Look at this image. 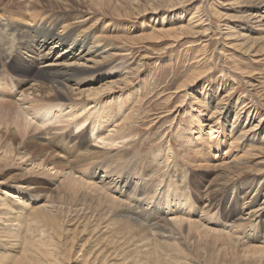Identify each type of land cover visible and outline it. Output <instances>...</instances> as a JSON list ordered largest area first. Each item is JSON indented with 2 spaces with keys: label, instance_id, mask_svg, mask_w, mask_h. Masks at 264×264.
Returning a JSON list of instances; mask_svg holds the SVG:
<instances>
[{
  "label": "bare ground",
  "instance_id": "1",
  "mask_svg": "<svg viewBox=\"0 0 264 264\" xmlns=\"http://www.w3.org/2000/svg\"><path fill=\"white\" fill-rule=\"evenodd\" d=\"M77 1L84 2V0ZM94 1L98 6L102 4L104 0ZM37 2L38 3L29 5L17 3V5L14 6H8L4 2L0 3V26L4 28L10 25L16 26L17 24L24 23L25 27H22L23 29L20 31V36H18L16 40L19 42V47L22 46L23 48H27L28 46L26 47V45H24L25 42L29 44L32 41H36L40 48L38 53L35 51L30 52L37 55L36 57L28 54V57L31 59L23 62V59L18 56V52H11L9 46H7L10 45L9 42H3V40H7L5 38L6 36L9 37V35L6 34L5 38L2 37V28L0 27V185H3V191L0 192V242L2 239L5 241L11 239V237L15 239L19 237V240L17 239L18 245L19 242L20 244L22 242L23 245H20V247L24 246V248L22 247L23 250L21 253L18 255L16 254V256H13L15 254L13 251H10V249L5 253L0 248V264H70L71 260H76L77 264H155V261L160 262L158 259H161L163 256H166V258L161 264H171L170 259L173 255L168 248L174 247L173 250L176 248L179 243V230L183 228L185 223L186 225L188 223L189 227L192 225V229L194 225H197L199 227V229L197 228L198 230L196 229L198 235L204 234L207 239L210 238L212 240L211 243L214 245V250L217 252L218 256L223 255L222 257H224L221 264H233L230 262L231 260L228 261L227 259H234V257L235 260H245L246 262L244 264H264V115L260 117L256 125H253L252 123L249 124L248 120L258 115L255 108H249L244 116L237 112L232 121V127L237 128L235 134L238 135L233 141L230 140L231 142L228 141L226 132L224 131V125L219 121L215 122L214 126L208 123L211 126V133H209L210 135L208 137H206V135V138L203 137V135L198 136L199 139H202L204 144H199V148L196 152H198L201 157L205 158H218L217 154H215V156L211 154L213 153L212 151L216 150L218 152L221 150L222 146H227L228 144L229 147H232L235 141L244 143L245 140L253 138V141H259V143L262 144L259 147H254L250 151L247 149L246 153L240 156L236 154L230 162H219L220 164L216 166L222 169L220 174L222 183L219 184V186H221L218 187L223 191L222 197L220 200L217 199L218 202L216 201L214 203L213 201L201 207L200 217L211 220V218H209L211 211L214 209L219 211L221 209L224 216L221 221L225 223L222 230L208 228L202 226L198 222L194 223L190 220V222H186V220H184L186 217L184 216L185 218H182V216L189 215L192 202L188 194L183 196L179 195L180 188L176 185L178 175H176L173 168H171V163L174 159L172 158L174 153H170L171 147H168V152L165 153L168 160L172 159L170 163L168 161L163 167L168 169L167 173L164 171L160 174L161 169H163L161 167L160 156L156 158L157 165L148 166L147 168L143 165L140 168L141 170L137 166L139 163L138 160H141L138 158L136 161V171L138 175L129 177L128 173H126L129 169L120 167V170L115 169L117 170L115 171L105 166L104 163L97 162L101 160L99 156H111L113 151L115 152V149H117L116 151L120 152V154L125 153V155L132 149V143L127 139L130 134L124 133L127 122L131 119V117L126 114L131 106L129 105L125 110L128 101L124 102L122 100L121 103L118 104L119 111L107 113L106 107L103 108L97 104L91 105V107L89 103L82 104L80 99L85 98L89 100L90 97L93 96L95 100H98L96 97H100L103 92L115 89L114 87H116V85L118 87L119 84L130 82L131 76L130 72H128V78L124 77L122 80L120 79V81L116 80L106 84L103 83L105 85L102 84V86L96 88H89L87 86L89 89H79V83L77 81L79 77L81 81H84L87 79L86 77H88V75L91 77L92 74H95L97 70H99L101 60L110 56L108 52L112 49L104 38L95 35L94 22L87 29L79 28V26L82 25L81 23L94 17L92 13L94 11L78 13V16L75 17H70L62 12L55 14L53 9H50L49 13H46V11L36 13L32 10L37 8V5L41 4V0H37ZM177 2L178 0L176 3ZM247 2L263 10L262 13L258 14L262 21L264 19V0H247ZM48 3L51 7L60 5L58 1L54 2L53 0H48ZM61 5L64 8L72 7L70 5V0H65ZM170 5L173 6L172 3ZM147 8L149 9V7ZM194 14H197V12ZM198 16L194 15L193 18L191 17L192 19L190 18V20H188L190 23H188V25H178L177 27H169L168 29L167 27L166 29L161 27V29H158L160 30L158 36L160 37L165 33L168 37H173V40H176L180 38L183 33H186L185 31L192 28V26H190L191 24H200L199 22L203 18L199 19L197 18ZM67 18L72 20V22H69ZM192 31L189 32L191 33ZM31 33H33L32 40L26 39L27 37H31ZM148 34L149 33H147V35ZM13 36L11 37L13 38ZM158 36L154 34L148 36V38H158ZM144 38H147V36ZM130 39L128 38V40ZM238 44L241 46L246 45H242L241 43ZM77 47H79L78 51L75 49ZM251 47L252 45L248 48L252 49ZM37 62L46 64L36 69L35 63ZM199 73L191 75L189 79L179 87L178 91L192 86L193 83H196L198 79L206 74ZM132 74L133 73H131V75ZM74 82L75 84H73ZM230 91L231 90H229V92ZM187 96L188 93H185L183 99L185 100ZM204 96H206V94ZM224 98H221L215 107L213 106L215 112H218L220 116L218 120L221 118L225 120L229 119L227 107L223 110H221L222 108L220 107V104L225 106L228 104ZM12 99L14 101H12ZM182 101L183 100H181V102ZM245 106L246 105H242L241 108ZM88 107L91 108L88 109ZM198 114H202V111L199 110L195 118H198ZM121 115H123V118L120 120ZM243 117H246V123H243L245 119H243ZM50 122L57 124L68 123V125L74 126L75 129H81L79 133L70 130L64 135L65 138L75 142L78 155L83 157L84 161H92L87 165L89 171L85 173L86 176L84 174L78 175L74 170L73 164L69 165L67 163H64L65 168L62 169L65 176H62L61 170L49 160L51 158L50 155L47 154V151H45L46 145L27 141L26 137L32 132H34L32 137L35 139L37 138L43 142L51 140L55 135V131H53V133L52 130L47 127ZM202 122V117L197 120V129L199 131H202L201 124H206ZM104 124L103 130L99 125L102 126ZM217 132H219V134H216ZM57 136H59V134H57ZM225 154L224 156H226ZM117 158H120V156ZM108 159L109 157L107 160ZM124 161L122 162L124 163ZM134 161L133 159L131 163ZM85 164L86 163H84V166ZM9 165L19 166L21 170L15 173L13 172L14 174L12 171L2 173L1 171ZM102 168L104 169L103 174H105L98 176ZM142 170L144 172H142ZM79 171H81V169H79ZM40 173L53 178L51 181L57 179L56 183L58 185L68 183V188L64 195H62L63 193H61V191H58V198L61 204L55 201V196L50 194L49 190L43 186L40 187L39 185L37 189L38 194L32 192L36 181L32 180L31 176ZM248 173H251V175L241 187L239 185V180ZM149 174H154L159 178L167 174L166 181L164 182L162 180L158 187L160 188L161 185L163 186L161 189L158 188V192L157 190L155 192L154 201H151L150 199L152 198L148 196L154 192L151 190V183L146 178ZM28 176H30V179H26V182L23 183L21 179ZM185 176L188 178L187 174ZM15 179H18L20 184L17 187L13 185L9 186L7 182ZM209 187H211V185ZM81 192L84 198H88L89 196L92 200L96 198L101 202L104 200L105 202L109 201L110 203L107 204V210L105 209L106 211L103 212L101 210L102 212H99L94 209L92 201L89 202L88 200L90 198L85 199V201L82 198L83 201L81 199L79 202L77 195H82ZM229 193L232 195L229 202L231 205L228 207L226 204L229 199ZM157 194L160 195L157 196ZM236 194L242 199L241 205L238 204L240 198L236 200ZM241 194L243 195L241 196ZM216 196L218 197V195ZM260 196H263L261 202ZM66 197L70 199V202L66 200ZM147 197L149 198L146 199ZM213 198H215V196ZM86 200H88V202ZM97 206L99 207V205ZM102 206L103 204L100 207ZM9 208H12V212ZM187 210L190 211L187 212ZM13 212L16 214L14 220H20L10 225V228L2 230L1 227L5 226L3 225L5 221L13 223V217H11ZM177 213H180L181 216L168 218V216ZM188 218L189 217H187V219ZM131 221L140 227H144L148 231L150 237L146 238L143 235L142 230L145 231V229L140 230L132 227ZM235 221H243L244 225L241 228L231 226V223L233 224ZM229 223L230 226H228ZM33 224L36 228H34ZM5 230L8 231L6 232ZM9 231L11 233L14 231V234L9 233ZM181 231L183 233L184 230L182 229ZM190 232H192V230ZM108 233H110L111 237L119 244H117L116 241L109 240V235L107 236ZM137 233L140 236L135 239ZM189 236H191V234ZM260 241L263 242L262 245H258ZM102 242L111 246L109 248H111L112 251L108 252ZM162 242L164 244H162ZM246 243H249V246L242 247ZM113 244L119 245L120 252L119 250L114 251L112 249L114 248V246H112ZM185 244L188 245L189 243L185 241ZM131 245H137L136 247L140 248L137 252L138 258L133 261L130 258L127 259V257H130L128 255L129 246ZM162 245L166 246L163 248ZM166 247L168 248L165 249ZM179 250L182 251L180 247ZM189 250L190 249H188V251ZM208 250L209 249H207V251ZM205 253L206 252H204V255ZM218 256L216 262L220 264L219 260H221V258L218 260ZM227 256L229 257L227 258ZM109 257L115 259L117 262L108 261ZM212 258L214 257L212 256ZM7 259H9L10 262H6ZM213 260L215 261V259ZM192 264L196 263L193 261Z\"/></svg>",
  "mask_w": 264,
  "mask_h": 264
},
{
  "label": "rangeland",
  "instance_id": "2",
  "mask_svg": "<svg viewBox=\"0 0 264 264\" xmlns=\"http://www.w3.org/2000/svg\"><path fill=\"white\" fill-rule=\"evenodd\" d=\"M53 1H58L60 5H58L57 7H51L48 5V0H41V4L37 5V8H34L32 11L36 13L46 11V13H49V10L53 9L55 14H57L58 12H62L63 14L69 15L70 17L78 16V13L94 11L92 12L94 14V17L81 23L82 25L80 24L81 26H79V28L87 29L94 22L95 24L93 25H95V35L104 38L107 41L108 45H110L109 47L112 48H110L111 50H109L108 52L110 56H107L105 57V59L101 60L99 70H97L95 74H92L91 77H89L90 75H88V77H86L87 79L84 81H81V78L79 77V79L77 80L79 83V89L96 88L102 86L103 83L106 84L116 80L120 81V79L122 80L124 77L128 78L127 73L130 72L131 78H129L131 79V83L125 82L119 84L118 87L116 85V87H114L115 89L103 92L100 97L97 96L96 98H98V100H95L93 96L90 97L89 100H86L85 98H81L82 100L80 99V102L82 104L89 103V106L97 104L98 106H101L103 108L106 107L107 113L119 111L118 104H120L122 100L124 102L128 101V105L126 106L125 110L129 107V105L131 106L126 113L131 117V119L127 122L124 133L130 134L127 139L132 143V149L129 151V153H126V155L125 153L120 154V152L116 151L117 149H115V152L113 151L112 153L111 151L112 155L108 156V160L107 156L101 155L99 156V159L101 160L97 162L104 163L105 166H108L114 170H120V167L129 169L126 171V173H128V177L135 176L138 175L136 171V161L138 160V158L141 159L138 160L139 163L137 165L140 169L143 165L146 168L148 166L157 165L156 158L160 156L161 167L163 168L168 163V161L170 163L172 160H168L165 156V153L168 152V147H171L170 153H174L172 157L174 158V161L172 160L173 165L171 163V168H173L174 173L178 175L176 185H178L180 188L179 195L183 196L188 194L192 202L191 211L187 210V212L190 211L189 215H183L182 218L186 217L184 219L186 220V222L190 220L191 222H198L202 226L208 228L222 230L225 223L221 221V219L223 220L224 218L223 211L221 209L219 211L217 209L211 211L209 217L211 218V220H206L200 217L201 207L213 201L214 203L216 201L218 202V200H220V198L222 197L223 191L218 188L221 186H219V184L222 183V181L220 180L222 169L216 166L220 163L230 162V160H232L236 156V154L237 156L245 154L247 149L250 151L256 146L259 147L262 143H259V141H253V138L245 140L244 143H242L241 141H235L232 147H229L228 144L227 146H222L221 150L218 152L216 150H213V153L211 154H213L214 156L215 154L218 155V158L213 159L212 157H208V154V158H205L201 157V155L196 152L199 148L198 145L204 144L202 139H199L198 136L203 135V137H205L206 135V137H208L210 135L209 133H211V126L208 123L214 126V123L219 121L220 123H222V125H224V131L226 132L228 141L231 142L238 135L235 134V132H237V128L232 127V121L234 120L237 112L244 116L249 108H255L258 115L255 118L253 117L252 119L248 120V123H252L253 125H256V123H258V121L260 120V117L264 115V49H262L264 48V19L261 21V18L258 15L262 13L263 10L258 9L257 6L252 3H248L247 0H178L177 3V0H104L103 3L98 6L97 4H95L94 0H84V2L70 0V5L72 7L69 8H64L61 5L65 0ZM3 2L8 6H14L17 5V3H23L25 5L38 3L37 0H0V3ZM171 3L173 4V6L170 5ZM198 6L200 10L198 9ZM147 7H149V9ZM193 12H197V14H194ZM193 14L197 16L199 15L197 18L203 19H201L200 22L198 21L200 23L198 25L191 24L190 26H192L193 29L189 28V30L185 31L186 33H183L180 38L173 40V37H168L165 33L162 35L160 34V37L158 36V34L160 33V30L158 29H161V27H164L165 29L167 27L168 29L169 27H177L178 25H188V20H190L191 17L193 18ZM68 21L72 22V20L69 19ZM0 27L2 28V26ZM22 27H25L24 23L17 24L16 26L10 25L8 27L2 28L1 32L2 37L4 38L6 34L9 35L10 38L6 36L5 39L11 40H3V42H9L10 45L7 46H9L11 52H18V56L21 57V59H23L22 61L24 62L25 60L31 59L30 57H28V54L36 57L37 55L30 52L35 51L38 53L40 51V48L38 42L36 43V41H32L29 44L25 42L24 45H26V47L28 46L27 48H23L22 46L19 47V42L16 40L18 36H20V31H22L23 29ZM192 30L197 32H193ZM189 31L192 32L190 33ZM147 33L149 34L147 35ZM139 34L142 35V39L141 35ZM154 34L158 36V38H148V36ZM13 35H15L16 38ZM143 35L144 37L147 36V38H144ZM11 36H13V38ZM30 36L31 37H27L26 39L32 40L33 33H31ZM137 36H139L140 38ZM128 38H131L133 41L131 39L128 40ZM133 38L137 39L134 40ZM238 43L246 45L241 46ZM250 45H252V49L248 48L250 47ZM244 47L247 48L245 49ZM75 49H77L76 51H78L79 47ZM40 62L35 63L36 69H39L44 64H46H41ZM131 73L133 74L131 75ZM194 73L206 74L205 76L203 75L200 79H198L196 83H193L192 86H188L186 89L178 91L179 87ZM73 84H75V82ZM229 90L231 91L229 92ZM185 93H188V96L184 100L183 98ZM205 94L206 96H204ZM221 98H224V100L228 102L226 106L220 104V107L222 108L221 110L227 107V110L229 112V119L227 120H225L224 118L218 120L220 116L218 115V112H215L214 109ZM181 100H183V104ZM12 101L14 100L12 99ZM242 105L246 106L241 108ZM91 107H88V109ZM199 110L202 111V114H198V118H195ZM201 117L203 121L202 123L206 124H201L203 129L201 128L202 131H199L197 129V120H199ZM122 118L123 115H121L120 120ZM243 119V123H246V117H243ZM104 126L105 124L102 126L99 125V127H101L103 130ZM47 127L52 130V132L55 131V133L53 132L55 135L51 140L43 142L42 140H38L37 138L35 139L32 137L34 133L32 132L30 133L31 135L29 134L26 137L27 141L46 145L45 151H47V154H49L51 158L49 160H51V163L55 165L59 170H61L62 176H65V173H63L62 169L65 168L66 163L69 165L73 164L74 170L78 175H85V173L89 171L87 165L92 161H84V158L78 155L75 142L71 141L68 138H65L64 135L67 131L70 130H73L75 133H79L81 129H75L74 126L68 125V123L57 124L52 122H50ZM57 134H59V136H57ZM216 134H219V132H217ZM224 154L226 156H224ZM119 156L120 158H117ZM133 159L135 161L131 163ZM224 159H226L227 161ZM122 161H124V163ZM84 163H86L85 166ZM79 169H81V171H79ZM19 170H21L19 169V166L9 165L6 166L5 169L1 172L4 173L6 171H12V173H15ZM167 170L168 169H166V167L161 169L160 174H162L164 171L167 173ZM103 171L104 169L102 168L99 171L98 176L104 175L105 173L103 174ZM142 172L144 171L142 170ZM186 174L188 178L185 176ZM250 175L251 173H248L247 175L241 177V179L239 180V185L241 187L245 184ZM166 176H161L160 178L154 174H149L146 176L147 180L151 183L152 192L154 191L152 194L148 195L152 198L150 199L151 201H154L153 198L156 194L155 192L156 190L158 192V190L161 189L163 185H161L160 188L158 186L161 184L162 180L164 182L166 181ZM26 179H30V176L22 178L21 181L25 183ZM31 179L36 181L34 185L35 187L34 189H32V192L38 194L37 189L39 185L40 187L43 186L44 188L49 190L50 194H53L55 196L54 200L61 204V201L58 198V191H61V193H63L62 195H64V193L67 191L68 183L58 185L56 183L57 179L51 181L53 178H50L48 175L41 173L34 176L32 175ZM185 179L187 180V182ZM154 180L156 181V183ZM7 183L9 186L13 185L15 187L20 184L18 179ZM210 185L212 188L209 187ZM2 186L3 185H0V192L3 191ZM216 188L218 189V191ZM188 190L190 191V193ZM158 195L160 194H157V196ZM216 195H218V197ZM231 195L232 194L229 193V199L226 204L228 207L231 205L229 204ZM242 195L243 194H241V196ZM214 196L215 198H213ZM149 197H147L146 199H148ZM77 198L80 202L82 198L85 201V199H88L90 197L88 196V198H84L82 193V195L78 194ZM239 198L240 196L236 194V200H238ZM259 198L261 202L263 200V196H260ZM90 199L88 200L89 202L92 201V204L94 205L93 208L98 210L99 212L101 210L103 212L106 211V208L108 206L107 204L110 203L108 199V202H105L104 200L102 201L103 203L96 198L93 200L92 198ZM66 200L69 201L70 199L66 197ZM88 200L86 201L88 202ZM101 203L103 204L102 207H100L102 205ZM238 204H242L241 198ZM97 205H99L100 208ZM9 209L12 212V208ZM13 214V216L11 215V217H13V223L9 221H5L3 223L2 221L3 225H5L1 227L2 230L10 228V225L17 223L18 220H20H14L16 218V214L14 212ZM156 216L158 217L157 214ZM174 216H181V214L177 213L175 215H170L168 216V218H174ZM187 217L189 218L187 219ZM131 223L132 227L134 228H138L140 230L145 229L142 226H138L133 221H131ZM187 225L185 223L183 228H181V230H184L183 233L181 230H179L180 234L178 238L180 244L178 243V245L176 246L177 249L175 248L173 250L174 247H170L172 249L168 247L165 248H168V250H170V252L174 256H171V264H192L193 261L196 264H218L216 262L218 254L214 250V245L211 243L212 240L210 238L207 239L206 235L204 234H201L200 237L198 235L197 230L199 229V227L197 225H194V230L191 228L192 225L190 227L189 225ZM243 225V221H235L233 222V224L231 223V226L237 228H241ZM33 226L34 228H36L34 224ZM228 226H230V223ZM191 230L192 232H190ZM5 231L7 232L8 230ZM143 231L144 230H142L143 235L146 238H149L150 236L148 234V231L146 229L144 232ZM9 233L11 232L9 231ZM11 234H14V231ZM190 234L191 236H189ZM108 235L109 240L116 241L111 237L110 233H108L107 236ZM135 236L136 239L140 235L137 233ZM13 238L14 237H11L12 240L7 239L5 241H3L2 239V241L0 242V248L5 253H7L8 249H10V251H13L15 254L13 256H16V254L18 255L21 253L24 246L20 247V245H23L22 242L21 244L19 242L18 245L19 237H16V239L14 238L16 243L14 242ZM185 241L189 244H185ZM102 244L105 249L108 250V252L112 251L111 248H109L111 246H109L107 243L102 242ZM117 244L119 243L117 242ZM117 244L112 245L114 246V248H112L114 251L119 250V245ZM162 244L164 243L162 242ZM262 244V241L258 243V245ZM136 246L137 245L129 246L128 256L130 257H127V259L130 258L133 261L138 258L137 252L140 250V248H137ZM162 246L163 248L165 247L164 245ZM247 246H249V243L244 244L242 247ZM179 247L182 249V251L179 250ZM210 248L212 249V251ZM188 249L190 250L188 251ZM207 249L209 250L207 251ZM202 250L206 252L205 255ZM212 256L214 258H212ZM219 256L218 260L219 258H221V260H219V263L221 264L224 260V257H222L223 255ZM228 257L229 256H227V258ZM165 258L166 256L161 257V259H158V261L160 262L155 261V264H161L162 262H164ZM213 259H215V261ZM227 260H231L230 262H232L233 264H244L246 262L243 259L235 260V257L234 259L230 258ZM108 261L117 262L115 259H112L110 257L108 258ZM6 262H10L9 259H7ZM70 264H77L76 260H71Z\"/></svg>",
  "mask_w": 264,
  "mask_h": 264
}]
</instances>
